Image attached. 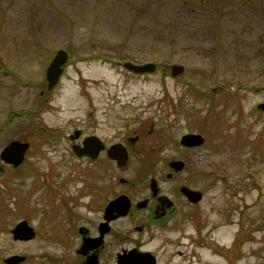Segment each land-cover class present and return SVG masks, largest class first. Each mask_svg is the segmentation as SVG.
I'll return each instance as SVG.
<instances>
[{
    "label": "rangeland",
    "instance_id": "rangeland-1",
    "mask_svg": "<svg viewBox=\"0 0 264 264\" xmlns=\"http://www.w3.org/2000/svg\"><path fill=\"white\" fill-rule=\"evenodd\" d=\"M59 49L68 57L48 91L45 70ZM175 65L182 71L172 76ZM262 102L264 0H0V152L30 143L19 167L0 158V264L74 257V240L51 229L64 223L62 210L49 216L58 196L81 187L69 179L80 163L68 134L112 136L141 121L163 151L140 166L132 159L117 177L149 168L164 176L176 159L185 164L175 184L202 192L195 204L178 200L175 224L154 240H164L158 264H264ZM186 133L204 143L182 147ZM83 164L91 187L96 164ZM23 219L36 235L14 240Z\"/></svg>",
    "mask_w": 264,
    "mask_h": 264
},
{
    "label": "flooded vegetation",
    "instance_id": "flooded-vegetation-1",
    "mask_svg": "<svg viewBox=\"0 0 264 264\" xmlns=\"http://www.w3.org/2000/svg\"><path fill=\"white\" fill-rule=\"evenodd\" d=\"M143 123L141 121L138 127L125 124L112 136L85 132L80 128L68 134V141L72 140L68 154L80 163L69 179L81 181V187L75 198L58 196L59 202L50 209V217L58 218L57 214L62 210L65 220L64 223L53 222L52 231L60 228L58 235H67L74 240V257L63 259L62 264H158L155 250L164 246V240L159 243L154 240L175 224L176 214L180 212L178 200L183 198L187 203L195 204L187 198L182 187L197 189L174 181L184 169V162L182 169L176 170L171 165L172 160L169 161V171L164 176L163 172L156 173V169L149 168L141 169L132 178L117 177V170H126L132 159L140 166L139 160L144 155L153 157L163 151L154 139H147ZM118 156L126 158L123 165L118 163ZM85 162L96 164L91 187L84 183ZM57 174L55 172L53 176ZM53 190L59 192L55 186ZM55 192L52 191L57 196Z\"/></svg>",
    "mask_w": 264,
    "mask_h": 264
},
{
    "label": "water",
    "instance_id": "water-1",
    "mask_svg": "<svg viewBox=\"0 0 264 264\" xmlns=\"http://www.w3.org/2000/svg\"><path fill=\"white\" fill-rule=\"evenodd\" d=\"M67 53L63 49H59L51 59L49 65L45 70V79H46V87L49 91L53 88V86L58 82L59 77L63 71V65L67 60ZM124 66L127 69L133 70L135 72H144V71H153L154 65L151 63L144 65H133L129 62H125ZM182 71L181 65H175L171 68V74L176 75ZM258 108L264 109V102L258 104ZM185 146H197L204 142V137L198 133H186L182 135L181 141ZM29 147V142H20L17 140L11 141L7 146L3 148L0 152V158L6 162L10 163L14 166L20 164L25 157V152ZM76 150V149H75ZM117 161L119 164L123 165L126 162V158H121L118 156ZM171 165L176 169H182L183 162L180 160L173 161ZM182 191L187 195V198L191 202H197L202 197V192L198 190H192L188 187H182ZM120 199H117L119 202ZM11 233L14 240L27 241L34 237V230L28 224L26 220L19 221L12 229ZM25 256L12 255L8 258H5L4 261L7 264H17L24 261ZM120 264H129L128 262H121ZM150 264H154L151 262Z\"/></svg>",
    "mask_w": 264,
    "mask_h": 264
},
{
    "label": "trees",
    "instance_id": "trees-1",
    "mask_svg": "<svg viewBox=\"0 0 264 264\" xmlns=\"http://www.w3.org/2000/svg\"><path fill=\"white\" fill-rule=\"evenodd\" d=\"M42 130H44V128H41Z\"/></svg>",
    "mask_w": 264,
    "mask_h": 264
}]
</instances>
